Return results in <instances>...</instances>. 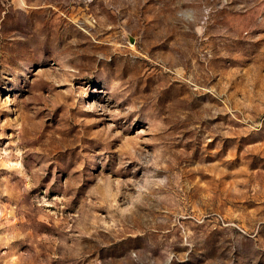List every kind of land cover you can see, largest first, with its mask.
I'll return each instance as SVG.
<instances>
[{
  "label": "rangeland",
  "instance_id": "374dc122",
  "mask_svg": "<svg viewBox=\"0 0 264 264\" xmlns=\"http://www.w3.org/2000/svg\"><path fill=\"white\" fill-rule=\"evenodd\" d=\"M0 264H264V0H0Z\"/></svg>",
  "mask_w": 264,
  "mask_h": 264
}]
</instances>
